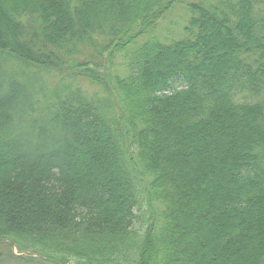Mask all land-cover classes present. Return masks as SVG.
I'll return each mask as SVG.
<instances>
[{
  "label": "trees",
  "instance_id": "1",
  "mask_svg": "<svg viewBox=\"0 0 264 264\" xmlns=\"http://www.w3.org/2000/svg\"><path fill=\"white\" fill-rule=\"evenodd\" d=\"M6 246L264 264V0H0Z\"/></svg>",
  "mask_w": 264,
  "mask_h": 264
},
{
  "label": "rangeland",
  "instance_id": "2",
  "mask_svg": "<svg viewBox=\"0 0 264 264\" xmlns=\"http://www.w3.org/2000/svg\"><path fill=\"white\" fill-rule=\"evenodd\" d=\"M187 1V0H185ZM166 22H160L158 28L155 30L160 36H165L167 33H164L163 28L165 27ZM178 84V83H177ZM19 257H17V256ZM0 264H47L44 261H40L36 257L26 258L20 256V253L16 252V249L13 250L6 246L5 248L0 247Z\"/></svg>",
  "mask_w": 264,
  "mask_h": 264
}]
</instances>
